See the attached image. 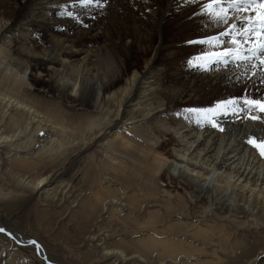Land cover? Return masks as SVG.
Segmentation results:
<instances>
[{
    "label": "bare ground",
    "instance_id": "obj_1",
    "mask_svg": "<svg viewBox=\"0 0 264 264\" xmlns=\"http://www.w3.org/2000/svg\"><path fill=\"white\" fill-rule=\"evenodd\" d=\"M198 1L187 11L178 0L172 17L165 14L166 7L153 3L160 21L165 20L142 29L139 23L149 18L146 9L153 4L136 1L137 12L133 0H109L102 10L90 8L103 13L106 23L100 26L92 16L81 18L74 0H0V166L6 167L3 179L19 188L14 196L0 189V198L16 202L39 192L41 201L61 202L58 194L79 174L58 186L52 185L51 175L94 144L85 158L87 173L80 178L88 175L92 191V199L83 203L90 206L89 215L109 210L106 235L115 243L108 250L103 246L101 260L264 264V157L248 143L250 137L264 139V111L239 102L233 114V105L220 103L232 89L242 93L250 88L256 69L242 62L233 72L213 77L205 90L201 68L185 72L175 67L166 81L164 69L154 62L162 28L197 24L191 13ZM65 10L74 15L61 21L55 15ZM63 23L69 30L62 37L57 31ZM202 23L213 26L207 34L217 28L209 17ZM101 38L105 42L98 45ZM189 109L215 111L197 123ZM39 166L48 170L33 179L29 171ZM15 216L5 217L0 227L27 244L34 237L12 226ZM93 226L91 222L86 235L79 234L83 242L106 239L94 235ZM34 257L49 264L43 252Z\"/></svg>",
    "mask_w": 264,
    "mask_h": 264
},
{
    "label": "rangeland",
    "instance_id": "obj_2",
    "mask_svg": "<svg viewBox=\"0 0 264 264\" xmlns=\"http://www.w3.org/2000/svg\"><path fill=\"white\" fill-rule=\"evenodd\" d=\"M61 1H66V0H61ZM133 1L134 3L132 2L131 6L132 8L133 7L135 8V9L133 8L134 12L138 11L137 4H135L136 1L138 2L140 1L151 5L157 2L160 3L162 7H166L164 9H165V14L168 15L167 17H172L174 14H176V12H178V9L176 7L178 0L173 1L171 4L166 3L163 0H133ZM183 2L187 7V11L193 10L197 5V0H183ZM198 2H200L198 3L199 7L194 11H192L191 13L193 14L191 17L194 16L193 21H195V23L197 24H194L192 26H187L186 24H182L179 26V28L177 29L175 28L173 30L171 27L165 25L161 30L160 43L162 45L167 46L168 49L163 48L161 45V50H159L158 53L155 54L156 57L154 59L155 60L154 62L157 67L162 66V68L164 69L163 70L164 73L162 75H163V79L166 81L167 80L170 81V79L173 78L174 76L173 71L176 70L177 67L183 69V71L185 70V72L192 70V66L195 67L197 66L198 63H201L195 61L193 58L197 56H201L202 53L209 51V45L195 43V42L190 43V41H199L208 36L217 34L218 33L217 30L219 29H220L219 32L224 30L223 29L224 25H216L217 28L216 27L213 28L215 31L211 29V32L209 31L210 33L208 32L207 34V30H209L208 28L213 27L211 25L205 26L202 23L203 19L208 17L207 15L202 14L201 12V8L203 4L207 2V0L206 2L205 0H199ZM260 2L261 0H255V3L252 5V9L247 13V15H249L252 20L256 21L257 36H259L260 28H261V25L259 23V18L261 15H264V9L260 7ZM80 9H81L80 10L81 18H84V16H92L98 20L100 26H104L103 23H106L103 19L104 15H100L103 14L102 12L98 14L95 13V11L90 8L84 9L80 7ZM157 9H158V5L156 4H153V7L146 9L149 18L143 17V20L141 21V23H139V25L141 24L139 26L140 28L151 29L155 25L158 27L162 15L156 12ZM253 12L255 13V15L252 14ZM55 16H57V18H59L61 21L63 18L67 19L68 17L61 14ZM185 17H188V15ZM164 20L165 19L163 18V20H161L160 22L163 23ZM200 23H202L203 26H201ZM63 24H61V26L59 27L60 29H58L57 31V33L62 37L65 35L64 33H66L67 30H69L66 24L65 23ZM248 27H251V25H249ZM205 28H206V32H205ZM201 33H203V35H201ZM104 36L105 38L107 37L106 35ZM104 36L103 39H105ZM103 39L101 38V40H99L98 45H101V43L105 42V40ZM224 40H225V44L223 46L230 47L231 46L230 39L228 37H224ZM257 43H259L258 40ZM153 44L158 45L155 41H153ZM133 59L137 61V64L143 63L142 58L140 56H136ZM190 60L193 61L192 64H189ZM240 63L242 62H239L238 64L230 62L227 64V66L223 64H217L218 66L217 69H210L211 66L207 64L203 68L197 66L198 68H201L202 73H205L203 77L204 82L202 83L201 87L205 88L206 90L208 86L214 83V81L212 80L213 77L217 78L219 77V75L227 71L233 72L236 69V67L240 65ZM253 63L258 64L259 62L254 60ZM255 73H256V78L254 82L251 83V86H249L250 88H246L242 93H236V89L233 90L231 88L232 89L231 93L229 94L227 99L230 100L235 98V100L237 99L240 103H242L243 106L245 105L243 103L244 99L258 100L261 101L262 104H264V83H261L262 80L261 69L257 67ZM257 107L259 106H256L255 108ZM187 113H184V115H186ZM241 114H239V116H243ZM216 119L218 120L217 116ZM93 146L94 144H91L88 146V148L85 151L78 152L77 154L73 155L65 167L63 166V168L61 169L59 168V170H57L54 173L55 176L51 175V180H53L52 185H55L56 183H58L59 185V183L61 182L63 185V183L65 184L69 183V181L66 179H70L73 176V174L74 175L79 174L76 180L73 181L71 185L68 184L69 188L65 189L63 195L58 194L60 195L58 197L62 198L61 202L55 201L51 203L49 201H41V199H39V194H38L39 192L34 193V195L30 196V198L19 197L17 198L18 200L16 202L13 201L14 199L11 200L7 197H5V199L3 197L0 198L2 200V201L0 200V221L5 219V217H7L8 215L16 212V216L12 220V226L23 235H25L28 232L29 235H31L30 237H34L36 240H38V242H40L42 247L47 250V253L51 259L57 262L58 261L62 262L63 264H109V259L102 258L101 260L100 255L106 250L105 248H104L105 250H103V246H105L108 250L109 249L108 246L115 243L113 241L109 242V235L108 236L106 235L109 234V229H110L109 210L104 212L102 215L90 216L89 215L90 206L85 205L86 203L84 204L85 206H83L84 199L85 202L88 196L91 197L90 199H92V191L88 186L89 183L88 175L85 174L80 178V174L82 175L83 173H87L86 170L88 169L89 166H87L85 163V160L87 159L86 155L88 154V152L89 153L91 152ZM5 168L6 167L4 166H0V189H2L4 192L9 191L10 193H12V196H14V192L16 191L15 193H18L19 188H17L16 186H11L8 183L6 176L5 179H3ZM47 170H48L47 166H39L37 167V169L33 168L29 172H31L30 173L31 177L33 176V179H36L38 177H41V175L45 176ZM65 186L62 187L63 190ZM90 199H88V201ZM8 201L12 203L10 204ZM65 211L66 214L64 216L63 212ZM73 211L74 212L77 211L79 214L75 213V216L72 217L73 218L72 220L70 219V217H71V213H74ZM96 217H98V219ZM91 222L94 225L93 226L94 235L99 234V236L103 238L107 236L106 239H103L104 241L103 240L101 241L97 240L92 242L87 241L86 242L87 244L83 242L82 239L84 235H86V233L88 232V228L91 225ZM80 233L81 234L85 233L84 235H82V238L79 237ZM0 247L1 248L4 247V249L0 250V264H40L38 260L34 257L36 256V250L32 246L21 245V244L10 246L6 242L5 238L0 236ZM115 264H119V263L117 262Z\"/></svg>",
    "mask_w": 264,
    "mask_h": 264
},
{
    "label": "snow or ice",
    "instance_id": "obj_3",
    "mask_svg": "<svg viewBox=\"0 0 264 264\" xmlns=\"http://www.w3.org/2000/svg\"><path fill=\"white\" fill-rule=\"evenodd\" d=\"M109 0H74V4H78L81 8H95L104 9ZM255 0H207L201 8L202 14H205L209 19L217 24L224 25V30L208 36L199 41H190V43H200L209 45V51L202 53L201 56L193 58L198 63L197 66L205 67L211 64H223L227 66L228 63L247 62L251 64L252 69L259 67L261 69L262 80L264 83V15L259 18L261 25L259 36H257L256 21L252 20L247 13L252 9ZM260 7L264 9V0H261ZM255 15V13H252ZM61 15L72 17L74 14L71 11H63ZM94 18V17H93ZM78 19V17H77ZM83 23V21H79ZM251 25V27H248ZM87 27V25H84ZM224 37H228L231 42L230 47H224ZM257 40L259 43H257ZM256 60L259 63H253ZM193 61H189L192 64ZM255 74V72L253 73ZM224 105H233V114H235V106L239 103L238 100L230 99L221 101ZM245 105H252L253 107L259 106L261 111H264V104L258 100L244 99ZM220 105H217L219 108ZM191 113L196 115L197 123L200 122L205 113H211L213 109H189ZM252 119H256L255 116ZM213 127H219L214 121ZM223 129H221L222 131ZM248 143L258 149L260 155L264 157V139L259 142L250 137ZM0 234H4L13 240L15 243L20 244L22 241L4 227H0ZM27 244L39 249L41 246L35 240L27 241ZM47 259V257H45Z\"/></svg>",
    "mask_w": 264,
    "mask_h": 264
},
{
    "label": "water",
    "instance_id": "obj_4",
    "mask_svg": "<svg viewBox=\"0 0 264 264\" xmlns=\"http://www.w3.org/2000/svg\"><path fill=\"white\" fill-rule=\"evenodd\" d=\"M6 229V228H5ZM30 240H35L34 238H32V239H30ZM21 241V240H20ZM35 241H37V240H35ZM38 244H39V242H37ZM21 245H30V244H26L25 242H22V243H20ZM40 246H41V244H39ZM36 249V253H37V255L39 256L40 255V253L41 252H43V259L47 262V263H49V264H60V263H58V262H52V261H50V260H48V259H45V257H47L46 256V254L44 253V250H43V247L41 246L39 249H37V248H35Z\"/></svg>",
    "mask_w": 264,
    "mask_h": 264
}]
</instances>
